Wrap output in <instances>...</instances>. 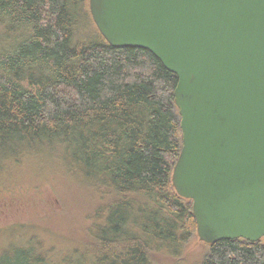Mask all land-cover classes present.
<instances>
[{
	"label": "trees",
	"instance_id": "16d2710c",
	"mask_svg": "<svg viewBox=\"0 0 264 264\" xmlns=\"http://www.w3.org/2000/svg\"><path fill=\"white\" fill-rule=\"evenodd\" d=\"M176 84L150 51L109 45L88 0H0L4 171L56 152L93 202L90 247L60 260L14 249L11 264H189L192 203L171 181L181 148ZM202 254L192 264H264V239L221 240Z\"/></svg>",
	"mask_w": 264,
	"mask_h": 264
},
{
	"label": "water",
	"instance_id": "95a60500",
	"mask_svg": "<svg viewBox=\"0 0 264 264\" xmlns=\"http://www.w3.org/2000/svg\"><path fill=\"white\" fill-rule=\"evenodd\" d=\"M116 48L177 76L181 148L171 181L198 239H264V0H88Z\"/></svg>",
	"mask_w": 264,
	"mask_h": 264
},
{
	"label": "rangeland",
	"instance_id": "374dc122",
	"mask_svg": "<svg viewBox=\"0 0 264 264\" xmlns=\"http://www.w3.org/2000/svg\"><path fill=\"white\" fill-rule=\"evenodd\" d=\"M30 157L18 164L9 163L10 171L8 167L4 171L0 157V264L16 259L15 253L21 250L14 249L46 250L49 259L60 260L91 246L87 216L92 196L68 178L65 156L55 152ZM186 247V262L192 264L199 261L208 244L194 231ZM156 262L175 264L166 256L156 258Z\"/></svg>",
	"mask_w": 264,
	"mask_h": 264
}]
</instances>
